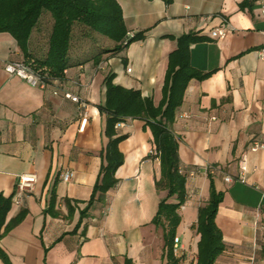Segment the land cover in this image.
<instances>
[{
    "label": "crops",
    "instance_id": "1",
    "mask_svg": "<svg viewBox=\"0 0 264 264\" xmlns=\"http://www.w3.org/2000/svg\"><path fill=\"white\" fill-rule=\"evenodd\" d=\"M243 1L118 0L128 32L145 37L117 53L104 52L115 43L101 35L108 45L86 35L75 38L64 78L45 89L5 70L7 62L25 58L16 39L0 33V192L13 196L22 174L37 176L18 201L13 197L6 222L23 211L24 218L0 240L13 264H124L126 257L135 264H167L163 228L152 222L167 191L156 186L161 163L151 153L153 134L143 120L117 124L118 135H127L119 144L124 163L116 172L118 184L72 231L105 162L109 140L99 106L105 103L106 76L113 74L116 84L159 105L170 55L177 38L188 33L202 38L190 45V65L207 76L190 81L173 126L182 167L194 171L177 229L181 264H197L200 234L193 225L210 197L211 166L222 170L212 175L224 195L216 223L226 250L215 264H264V146L250 150L264 142V59L258 53L264 48V16L260 0H249L244 9ZM52 26L53 18L44 13L29 45L34 58L44 57ZM221 28L223 37L211 35ZM67 92L85 107L66 98ZM244 151L245 182H227V175L238 178ZM65 171L73 174L69 181L61 177ZM55 183L60 217L44 212ZM66 198L73 205L78 201L70 216Z\"/></svg>",
    "mask_w": 264,
    "mask_h": 264
},
{
    "label": "trees",
    "instance_id": "2",
    "mask_svg": "<svg viewBox=\"0 0 264 264\" xmlns=\"http://www.w3.org/2000/svg\"><path fill=\"white\" fill-rule=\"evenodd\" d=\"M173 0H165L170 4ZM245 0L241 8L249 7ZM44 13L53 18V26L48 39V47L44 57L34 58L30 51V41L34 30L38 27ZM87 27L94 33L114 42L112 49H104L105 53H117L131 43L145 37L144 33L131 35L125 24L123 9L118 0H0V33L11 34L18 42L24 62L39 73L48 83L53 79H62L69 67V54L75 38V26ZM87 35V32H83ZM193 33L177 38L178 48L170 55L169 66L163 85V98L155 105L152 98L142 96L136 89H128L114 82V75L105 78L106 98L100 105V111L106 116L105 135L108 144L104 149L105 162L101 166L99 178L93 187L90 199L80 210V219L72 233H76L83 221L90 217L96 203H105L107 193L118 184L116 172L124 163V155L119 148L127 135H118L117 124L127 119H140L146 122L153 134L156 156L161 163V178L156 182L158 189L166 190L153 218L157 227L163 228L164 258L167 264H181L182 258L174 252V240L182 221L180 209L187 201L188 172H181L182 162L179 155V140L174 133L177 111L183 104L186 89L194 78L203 79L207 74L194 70L190 65V45L201 40ZM211 179L210 197L201 206L198 220L193 228L200 234L198 242L197 264H215L218 257L226 250L223 233L216 223L219 205L223 201V192L215 187L214 177ZM13 196L6 197L0 192V240L13 226L24 218L25 211L9 223L6 222L12 205ZM58 195L56 183L52 188L49 205L45 214L60 217L57 208ZM65 203L69 216L75 211L71 200ZM86 231L84 227L83 233ZM49 248H45L47 253ZM0 260L4 264H13L8 254L0 246ZM124 264H135L126 257Z\"/></svg>",
    "mask_w": 264,
    "mask_h": 264
},
{
    "label": "built area",
    "instance_id": "3",
    "mask_svg": "<svg viewBox=\"0 0 264 264\" xmlns=\"http://www.w3.org/2000/svg\"><path fill=\"white\" fill-rule=\"evenodd\" d=\"M259 15L264 16V0H260L259 8H258ZM213 37L221 38L225 35V29H216L211 33ZM259 56L261 59H264V48L260 49L258 51ZM5 70L12 75H17L21 78H23L27 83H29L32 86L40 87L42 89H45L48 85V82L36 71H34L31 66L26 64L23 60H15V61H9L5 64ZM132 69L129 68L128 71H131ZM65 97L68 99H71L73 102L80 104L83 108L85 107V103L78 97L70 92L65 93ZM88 118V115L86 112L83 113V120H86ZM124 123H120V126H123ZM264 146V142H256L253 144V146L250 148L252 151H256L259 148ZM151 153L157 154L156 149L153 150ZM248 151H244L238 161L240 174L238 178H234L230 175L225 176V180L227 182H233L235 180H240L242 182H245L246 180V173L248 172ZM209 173H220L222 170L218 168L217 166H211L208 168ZM181 172H188L189 175H193L194 171H188L184 167L181 168ZM73 174L71 171H65L62 173V179L64 181H69L72 178ZM37 180V176L35 174H22L19 178V182L17 185V191L14 195V200L18 201L19 194L22 191H25L28 188H31L32 184L35 183ZM174 252L176 255H180L182 251L181 247V239L180 237L176 236L174 240Z\"/></svg>",
    "mask_w": 264,
    "mask_h": 264
},
{
    "label": "rangeland",
    "instance_id": "4",
    "mask_svg": "<svg viewBox=\"0 0 264 264\" xmlns=\"http://www.w3.org/2000/svg\"><path fill=\"white\" fill-rule=\"evenodd\" d=\"M74 30H75V37L79 38L80 36H83V34H84L83 32H87L86 37L93 39L92 41H96V42H98L104 46L109 44L106 40H102L100 35L94 33L93 31H91L87 27L83 26V28H82L81 26L76 25Z\"/></svg>",
    "mask_w": 264,
    "mask_h": 264
}]
</instances>
